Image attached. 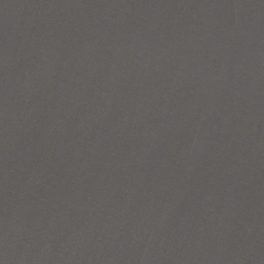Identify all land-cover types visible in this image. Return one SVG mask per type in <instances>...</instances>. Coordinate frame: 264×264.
Wrapping results in <instances>:
<instances>
[{"label": "water", "instance_id": "water-1", "mask_svg": "<svg viewBox=\"0 0 264 264\" xmlns=\"http://www.w3.org/2000/svg\"><path fill=\"white\" fill-rule=\"evenodd\" d=\"M0 264H264V0H0Z\"/></svg>", "mask_w": 264, "mask_h": 264}]
</instances>
